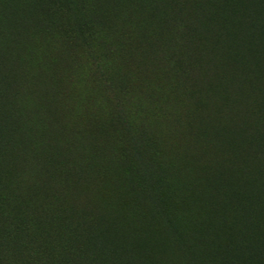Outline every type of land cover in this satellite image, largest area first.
I'll return each mask as SVG.
<instances>
[{"label":"rangeland","instance_id":"obj_1","mask_svg":"<svg viewBox=\"0 0 264 264\" xmlns=\"http://www.w3.org/2000/svg\"><path fill=\"white\" fill-rule=\"evenodd\" d=\"M204 1L0 0V235L16 213L32 226L51 208L61 240L106 224L127 262L215 264L221 242L264 230V149L217 135L231 129L223 87L264 81L248 38L264 30L238 31L248 15L205 16ZM228 93L264 137V98ZM10 132L17 145L5 146ZM236 169L254 197L244 213L218 181ZM15 233L0 237V264L22 260Z\"/></svg>","mask_w":264,"mask_h":264},{"label":"trees","instance_id":"obj_2","mask_svg":"<svg viewBox=\"0 0 264 264\" xmlns=\"http://www.w3.org/2000/svg\"><path fill=\"white\" fill-rule=\"evenodd\" d=\"M221 1L223 2V6L219 5V0H205L204 4H206L208 8L204 11L201 10L202 13L205 16H218L220 18L225 15H231L234 18H238L240 15H248L247 19H241L242 22L237 21L236 28H238V31L248 30L251 32L255 30H264V0ZM234 1H237L238 5L234 6ZM230 6L232 7L230 8ZM226 10H230V13H227ZM180 11L186 12L185 4H183ZM184 26L185 25H183V27ZM186 28L187 26H185V29ZM235 35L237 36L238 34L235 33ZM248 38L253 41L254 49L258 52L257 56L252 58L253 64L250 68L252 69L254 66L259 65V60L264 61V38L261 37L255 42L251 36H248ZM181 39L182 38L178 35L177 38L176 36H173V46H175L174 43H178L179 46L182 47L183 44H180ZM177 67L181 68L180 65ZM228 75V77L231 76L230 74ZM233 81L234 83L231 82L229 83V86L223 87L226 91V96L222 112L228 113L231 116L230 133H228V135L217 133V135H219L218 139L222 140V138H226L227 136L231 139H237L239 136H242L248 143L247 147L252 148L254 144L256 149L263 150L264 137L261 136L260 130L256 127L249 128L248 126L250 124L251 118L249 117L251 115H247V117L243 119V116H240L242 112L236 110V108L230 104V94L228 92L232 94L231 97L233 96L231 102L234 101V104L237 102L236 105L240 103L237 101V98H239L238 96L248 94V90L255 99L264 98V81L262 82L258 77H255L249 84L247 83L248 87L246 91L243 86V78L238 77ZM260 81L262 82L261 86H257V82ZM211 86L210 93H212V95L218 94L219 90L216 84L213 83ZM220 90L221 92H225L223 89ZM241 108L244 109V106H241ZM256 109L259 110V104H257ZM243 113L244 116H246V110ZM240 119H242V121ZM6 135L7 140L5 146H10L8 140L13 143L12 145H17V141L14 140L13 132ZM250 150V156L257 155L255 150ZM28 167L29 163L24 160L22 162V172L20 173L21 175H19L20 180H24L22 177H25L24 174H26V170H29ZM210 168L212 169H209L208 171L211 172H218L219 169H221L219 162H216L215 166ZM55 171L63 173L61 168L60 170L58 168ZM231 171L232 173L229 175H222L220 178L218 177V181L222 184L229 185L231 198L234 200L240 213H244V211L254 203L253 193L246 185L241 186L239 184L242 171L239 169ZM5 189L8 190V187L5 186ZM2 190H4V188ZM3 194L4 192L0 193L1 210L3 203L7 202V198ZM42 212L44 213L42 219L43 224L36 223L32 226L27 224L28 221H26L25 215L16 213V217L14 218V221L10 223L11 225L8 227L6 234L0 235V237H4L3 235H5V237H8L12 242L13 234H16L15 231H20V234H23L25 242L23 243L19 240L17 243V245L23 247V251L18 250L22 257L20 264H102L106 257H108L110 261L108 264H114L115 261L117 263L120 262V264L135 263L133 261L127 262L126 254L128 256V251H126L123 244H120L121 236L117 235L113 240H111V238L108 239L106 234L109 232V227L106 224L102 226L98 233L96 232L99 235L98 237H96V234L90 230L91 228L87 230L78 225L73 231L68 232V238L66 240H61L60 233L56 235V232L51 231L52 226L57 225L58 220L61 218L60 215L56 213L57 210L45 208ZM258 226L259 224L252 228L257 234L256 238L253 240L245 238L238 241L230 236L231 238L226 239L223 244L221 242L216 250L219 254L216 256L215 264H264V230H261ZM35 233L38 234V244L36 243ZM56 238L57 240H55ZM15 241L16 240L14 239V243H16ZM112 243H114L116 247H112ZM4 251H6V249ZM125 259L126 261L124 263Z\"/></svg>","mask_w":264,"mask_h":264}]
</instances>
